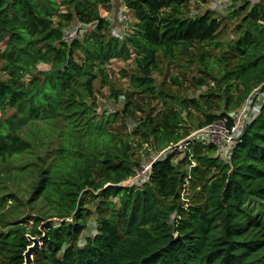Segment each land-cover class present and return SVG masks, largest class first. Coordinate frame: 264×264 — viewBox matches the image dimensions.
Wrapping results in <instances>:
<instances>
[{
	"label": "trees",
	"instance_id": "16d2710c",
	"mask_svg": "<svg viewBox=\"0 0 264 264\" xmlns=\"http://www.w3.org/2000/svg\"><path fill=\"white\" fill-rule=\"evenodd\" d=\"M60 1L71 9L54 23L55 0H0V59L7 77L0 79V161L19 159L16 175L31 178L23 203L16 191H7L0 173L2 264H23L28 237L40 242L32 264H264V103L228 162L214 156V146L188 140L185 159L191 165L198 149L197 164L180 170L170 155L159 157L147 181L132 186L122 185L139 166L129 141L108 128L115 117L97 116L93 105L94 71L113 59H131L137 73L129 77L130 87L151 97L164 96L152 78L158 54L171 61L195 49L203 66L205 48L218 45L219 21L209 11L185 17L183 7L207 0H121L135 17L122 40L108 34L105 18L92 8L93 2L108 9L117 0ZM247 7L228 12L230 18L243 13L227 46L237 62L226 69L222 51L219 71L205 65L204 77L195 80L206 85L219 73L224 112H211L208 98L215 94L208 89L203 102L175 99V110L138 124L143 143L176 145L189 136L183 113L202 110L198 129L236 109L254 88L263 84L264 90V0ZM74 21L95 26L66 42L64 29ZM38 64L48 69L38 70ZM234 83L242 90L232 101ZM6 111L12 112L5 117ZM212 168L200 200L183 205L178 197L186 178ZM38 200L43 206L36 213L22 210ZM92 217L94 233L84 235Z\"/></svg>",
	"mask_w": 264,
	"mask_h": 264
},
{
	"label": "rangeland",
	"instance_id": "374dc122",
	"mask_svg": "<svg viewBox=\"0 0 264 264\" xmlns=\"http://www.w3.org/2000/svg\"><path fill=\"white\" fill-rule=\"evenodd\" d=\"M93 1V0H92ZM91 1V2H92ZM253 5L256 3V0H252ZM58 4V9L56 10L57 14L52 17L54 23L60 19V14L69 13L71 5H61L60 0H55ZM118 3V2H117ZM120 8L111 6L107 9L105 6L99 4H94L92 2V8L99 14L104 17L107 26L108 34L111 37V27L106 18L114 19L115 22L119 25V28L124 31V34L130 33L132 26L135 22V17L123 4L119 2ZM247 8H251L248 6ZM120 9V11H119ZM232 9L229 8L227 11L217 12L213 11L210 7V3H189L183 7V15L185 17H194L204 11H209L214 17H216L220 24L219 33L216 35L215 41L218 43L217 46H211L205 48L206 60L204 65H208V70H211L213 74L219 71V62L218 58L223 55L226 57V69H229L232 65L237 62L236 57L227 49L229 42L232 39H235L236 36V25L239 23V20L243 16V13L230 18L228 12ZM121 19V22H119ZM95 26L92 23V27L89 30L93 29ZM78 31V22L74 21L68 25L64 32H74ZM85 32L82 33V35ZM73 36V35H72ZM80 37L81 35H77ZM77 37V38H78ZM198 53L195 49H191L188 55L178 54L174 60H164L160 54L157 55V60L159 62V68L156 73L152 75V78L155 80L157 89L161 90L164 94L163 97H151L148 95H143L134 91L129 84V77L132 74H136L137 71L131 59L122 60V59H113L109 63H106L100 66L94 71L97 74V78L93 82L94 89V109L97 116L100 115H109L114 116V120L108 124V128L114 134H120L125 136L126 140L130 144V154L131 158L138 163V169L136 172L139 174V177H143L145 167L153 160L158 157L165 155H170L173 159V162L180 168V170H189L190 166L197 164L196 159L200 151L197 149L195 152H192L193 158L191 159V165L185 159L186 151L188 147L186 142L189 140L191 143H200L188 139L187 136L183 141L179 142L176 145H170L163 149L159 148L152 141L143 143L139 139V133L137 132V126L140 122L144 121L146 116L156 118L160 116L163 112L172 111L177 108L175 99L183 98H195L203 102L205 99L204 96L207 94L208 89L211 94H215L208 98L209 102L212 105L211 112L214 114H221L224 112V86L222 85L221 78L219 73L215 75L216 80L207 79V84L198 86L195 80L199 77H204V68L199 66ZM214 62V63H212ZM212 63V64H211ZM3 62L0 59V79H6V75L1 70ZM38 70H47L48 66L45 64H38ZM105 75L106 78L102 82V75ZM242 87L238 83H234L232 90V101H235L238 94L241 92ZM112 91L117 92V98L110 96ZM247 98V97H246ZM245 98V99H246ZM245 101V100H244ZM227 113L238 110L244 103ZM128 104V109L126 114L122 112L117 115L119 110H122L123 107ZM204 107V104H201ZM207 111V108L203 109ZM12 111H6L5 117L9 116ZM226 113V114H227ZM183 126L186 128V132L191 134L195 130L196 124L203 122V113L202 110H191L190 116L186 115V112L182 114ZM24 159V157H22ZM19 159L11 158L6 162L0 161V173H2L3 181L7 184V191H16L18 195L22 198V202L29 198L27 189L30 186L31 178L29 175L21 174L16 175L15 172H19L16 166H19ZM188 173V172H187ZM207 170L202 173H197L196 175L188 176L182 185V189L179 193L178 199L183 205H190L197 203L201 198V193L199 191L200 186L206 182V179H209L214 173L215 170L212 168L209 170V173L206 175ZM122 185L128 186V181L122 183ZM92 200L91 202H93ZM97 201V200H95ZM117 199L113 198V202L116 203ZM9 204V203H7ZM12 206V204H9ZM7 206L6 208L10 207ZM42 201L38 200L34 202L32 208L26 207L24 204L22 210H25L27 213H36L39 207H42ZM89 208L93 207L90 206ZM91 218V217H90ZM88 231L84 233H94V218L92 217L89 224ZM82 244V241H79V245ZM0 264H2V258H0Z\"/></svg>",
	"mask_w": 264,
	"mask_h": 264
},
{
	"label": "built area",
	"instance_id": "2783aa9c",
	"mask_svg": "<svg viewBox=\"0 0 264 264\" xmlns=\"http://www.w3.org/2000/svg\"><path fill=\"white\" fill-rule=\"evenodd\" d=\"M210 3V7L213 11H225L233 6L242 7L245 4L253 6L252 0H207ZM120 8V5L117 6ZM120 11V9H119ZM109 26L111 27V35L115 38L122 40L125 36L124 31L119 28V25L114 19L106 18ZM121 22V19H119ZM92 24H84L78 22V31L63 32V39L66 42H70L76 39L77 35H82L83 32H87ZM73 35V36H72ZM263 85V84H262ZM262 85L254 88L245 99L243 105L233 112L227 113L219 120L207 124L201 128L195 129L187 137L193 141L200 142L204 145H212L215 148L214 156L218 157L221 161L228 162L232 152V148L240 138L245 126L249 124L258 114L261 105L264 103V90ZM159 158V157H158ZM157 159V158H156ZM153 159L151 162H153ZM151 162L144 168V175L142 178L136 172L135 175L128 179V186L141 185L148 179V172L151 166Z\"/></svg>",
	"mask_w": 264,
	"mask_h": 264
},
{
	"label": "water",
	"instance_id": "95a60500",
	"mask_svg": "<svg viewBox=\"0 0 264 264\" xmlns=\"http://www.w3.org/2000/svg\"><path fill=\"white\" fill-rule=\"evenodd\" d=\"M31 245L27 247L23 254L24 261L23 264H32L34 253L39 249L40 242L37 238L28 237Z\"/></svg>",
	"mask_w": 264,
	"mask_h": 264
},
{
	"label": "crops",
	"instance_id": "0c3cea01",
	"mask_svg": "<svg viewBox=\"0 0 264 264\" xmlns=\"http://www.w3.org/2000/svg\"><path fill=\"white\" fill-rule=\"evenodd\" d=\"M117 2L119 3V2H122L121 0H117Z\"/></svg>",
	"mask_w": 264,
	"mask_h": 264
}]
</instances>
